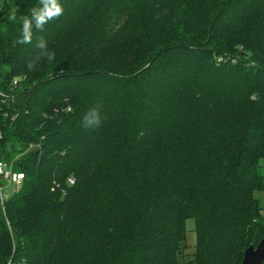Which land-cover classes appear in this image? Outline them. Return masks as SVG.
Segmentation results:
<instances>
[{
	"label": "trees",
	"instance_id": "trees-1",
	"mask_svg": "<svg viewBox=\"0 0 264 264\" xmlns=\"http://www.w3.org/2000/svg\"><path fill=\"white\" fill-rule=\"evenodd\" d=\"M37 3L0 0V160L25 176L0 264H184L188 218L189 264H242L264 238V0H61L18 44Z\"/></svg>",
	"mask_w": 264,
	"mask_h": 264
},
{
	"label": "clouds",
	"instance_id": "clouds-1",
	"mask_svg": "<svg viewBox=\"0 0 264 264\" xmlns=\"http://www.w3.org/2000/svg\"><path fill=\"white\" fill-rule=\"evenodd\" d=\"M15 9L9 19H15ZM64 14V6L61 0H38L37 6L30 9V16L25 15L21 17L22 27L18 44H31L33 42V29L43 32L45 25L50 21L58 19ZM35 48L38 49L37 59H46L48 62L55 60V53L48 48V42L43 36L36 37ZM28 70L32 71L35 65L30 61L27 64ZM102 105L96 104L91 107L83 117V126L86 129L98 128L102 123L101 109Z\"/></svg>",
	"mask_w": 264,
	"mask_h": 264
},
{
	"label": "built area",
	"instance_id": "built-area-1",
	"mask_svg": "<svg viewBox=\"0 0 264 264\" xmlns=\"http://www.w3.org/2000/svg\"><path fill=\"white\" fill-rule=\"evenodd\" d=\"M21 77H15L13 79V85H17ZM15 98L13 93H9L0 88V105L7 103L10 100L13 101ZM3 137V128L0 123V139ZM24 173L15 169V162L8 161L5 159L0 160V201L4 207L5 200L10 194L18 190L23 183ZM70 182H74V178H69ZM9 187V190L7 188ZM5 264H13L9 259Z\"/></svg>",
	"mask_w": 264,
	"mask_h": 264
},
{
	"label": "rangeland",
	"instance_id": "rangeland-1",
	"mask_svg": "<svg viewBox=\"0 0 264 264\" xmlns=\"http://www.w3.org/2000/svg\"><path fill=\"white\" fill-rule=\"evenodd\" d=\"M9 190V187L7 188ZM255 195L259 198L261 206H262V214L264 215V187L262 190H256ZM195 227V221L193 218H188L186 220V229H187V235H186V243L187 248L184 250V264H189L188 261L190 259L191 253L195 249V243H196V233L194 230ZM195 264V263H190Z\"/></svg>",
	"mask_w": 264,
	"mask_h": 264
},
{
	"label": "water",
	"instance_id": "water-1",
	"mask_svg": "<svg viewBox=\"0 0 264 264\" xmlns=\"http://www.w3.org/2000/svg\"><path fill=\"white\" fill-rule=\"evenodd\" d=\"M264 261V238L257 245L250 244L244 251L242 264H262Z\"/></svg>",
	"mask_w": 264,
	"mask_h": 264
}]
</instances>
